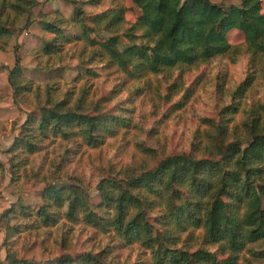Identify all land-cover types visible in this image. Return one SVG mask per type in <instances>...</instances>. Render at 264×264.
Listing matches in <instances>:
<instances>
[{"label":"trees","instance_id":"trees-1","mask_svg":"<svg viewBox=\"0 0 264 264\" xmlns=\"http://www.w3.org/2000/svg\"><path fill=\"white\" fill-rule=\"evenodd\" d=\"M62 1L73 6V16L66 19L58 11L40 16L37 24L51 38L36 56L47 64L54 59L52 65L60 66L64 57L76 55L79 72L65 90L57 82L38 87L40 98L47 105L59 96L56 108L73 105L89 111L81 116L72 111H45L46 117L57 121L55 138L47 146L49 158L61 139L72 135L59 132L71 128L74 121H87L90 134L87 143L65 150L71 155L83 147L100 149L122 129L130 128L129 118L100 108L112 96L103 101L91 96L90 77H96L97 66L132 82L175 71L183 75L240 53V46H232L226 39L235 30L243 36L242 47L250 54L251 69L229 92V104L219 106L217 118L203 120L206 129L193 131L190 151L166 154L143 142L134 144L138 157L103 169L105 176L96 185L97 204L91 202L87 184L70 186L77 195L69 216L77 206L86 209L83 227L105 236L108 242L116 241L121 249L135 248L138 255L133 264H239L243 252L263 258L264 251H253L251 246L264 241V100L245 107L240 101L256 72L264 86L261 0H240L239 6L227 9L211 0H131L139 12L133 23L125 20L122 0ZM106 1L105 10L85 12V7H98ZM38 5V0H0L1 51L14 35L30 27L32 10ZM101 32L108 36L101 41L92 37ZM75 44L79 48L71 52ZM19 67L16 58L8 75L13 97L18 91L31 92L33 87L29 81L14 90V82L24 79ZM142 86L134 92L140 93ZM237 110L243 116L231 126ZM32 118L29 115L24 124ZM98 131L104 133L99 139L92 135ZM67 164L62 159L58 168ZM64 236L62 247L67 243ZM113 256L108 244L99 252L77 257L59 254L48 264H91L97 257L103 258V264H118ZM13 264L30 263L14 258Z\"/></svg>","mask_w":264,"mask_h":264},{"label":"rangeland","instance_id":"rangeland-1","mask_svg":"<svg viewBox=\"0 0 264 264\" xmlns=\"http://www.w3.org/2000/svg\"><path fill=\"white\" fill-rule=\"evenodd\" d=\"M38 2L39 5L32 10L33 22L30 27L21 34L14 35L5 51L0 50V141L5 135L11 134L13 124L22 128L29 115L33 117L36 115L35 109H29L27 116H24L23 112L17 114L12 110L15 100L8 75L15 66L16 58L19 59L21 76L24 79L29 78L33 86H36L38 81V87L41 89L46 84L57 82L61 89L65 90L74 82L79 72V60L76 55L64 57L63 65L60 66L52 65L54 59L47 64L44 58L36 56L43 43L51 38L50 34L43 32L38 26L37 21L40 16L52 11L60 12L66 19H71L73 16V6L62 0H38ZM211 2L226 9L240 4V0H211ZM122 3L125 6V20L128 23L135 22L139 17L138 9L131 0H122ZM108 6L106 1L98 7H85V12L97 14ZM261 9L264 14V0H261ZM107 36L106 32H101L92 37L101 41ZM226 39L232 46L239 45L240 53L204 64L183 75L175 71L132 82L118 72L97 66L96 77H90V82L93 83L91 96L95 101H103L112 96V101L111 99L106 101L100 108L105 113L129 118L130 128L127 131L122 129L115 139L107 140L100 149L83 147L72 155L80 166L79 170L85 184L88 185L92 203L98 202L99 193L96 185L100 171L96 173L89 171L90 160L96 163L97 169H100L101 162L104 165L103 169L107 166L119 167L132 161L133 156L138 157L134 144L140 142L150 147H157L161 153L188 152L193 131L206 129L202 125L203 120H215L219 106L229 104V92L250 74L251 69L250 54H247L242 47V34L232 30L226 34ZM78 48L79 44H75L71 52H76ZM250 84L253 86L248 88L246 97L240 100L241 106L245 107L249 102L264 100V86L257 72L253 75ZM141 85L143 86L140 93L134 92ZM75 86L77 88L79 83ZM112 91H115L113 95H111ZM242 116L237 110L230 125L239 123ZM71 164L72 161H69L66 166ZM103 169L102 176H105ZM3 198L4 193L0 190V201ZM72 230L71 234L69 232L64 236L67 242L65 247L59 245V248L53 251L43 248V241L33 240L28 246L21 245L15 258L30 264H48L59 254L66 253L77 257L85 252H97L96 248L100 244L104 245L100 250L109 244L114 254L113 258H116L114 261L118 264H133L136 260L138 251L135 248L121 249L116 241L108 242L105 236L96 234L88 228L82 227L77 230L74 226ZM73 233L75 238L72 236ZM251 247L253 251H264V241ZM242 254L239 264H264V257L255 259L252 258L251 253Z\"/></svg>","mask_w":264,"mask_h":264},{"label":"clouds","instance_id":"clouds-1","mask_svg":"<svg viewBox=\"0 0 264 264\" xmlns=\"http://www.w3.org/2000/svg\"><path fill=\"white\" fill-rule=\"evenodd\" d=\"M28 83L29 78L21 79L14 82L13 88L15 90L17 85ZM38 84L37 81L31 92L18 91L12 105L15 113L23 112L24 116L29 109H35V117L22 128L13 124L11 134L0 141V190L4 193L0 201V264H13L20 246H28L33 240L43 241V248L54 251L59 248L62 236L71 228L75 226L79 230L83 227V217L87 215L86 209L77 206L73 216H69L77 195L70 186L80 184L84 187L85 182L75 157L65 150H74L88 142V123L77 120L71 128H63L59 135H72L61 139L59 148L49 158L47 146L55 138L53 134L57 132V121L46 117L45 111L52 109L61 114L72 111L81 116L86 115L89 109L78 110L73 105L56 108L59 96L45 105L40 98ZM103 134L99 131L92 133L98 139ZM62 159L66 164L67 161H72V164L58 168ZM103 166L101 162L100 169H97L96 163L91 160L88 165L90 172L100 171L97 182L103 175ZM72 236L75 238V233ZM103 246L100 244L96 251L99 252ZM91 264H103V258L97 257Z\"/></svg>","mask_w":264,"mask_h":264}]
</instances>
